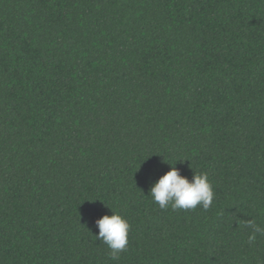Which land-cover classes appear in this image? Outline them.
Wrapping results in <instances>:
<instances>
[{
  "label": "trees",
  "instance_id": "obj_1",
  "mask_svg": "<svg viewBox=\"0 0 264 264\" xmlns=\"http://www.w3.org/2000/svg\"><path fill=\"white\" fill-rule=\"evenodd\" d=\"M204 210H161L170 166ZM119 213L109 259L95 221ZM264 0H0V264H264Z\"/></svg>",
  "mask_w": 264,
  "mask_h": 264
},
{
  "label": "clouds",
  "instance_id": "obj_2",
  "mask_svg": "<svg viewBox=\"0 0 264 264\" xmlns=\"http://www.w3.org/2000/svg\"><path fill=\"white\" fill-rule=\"evenodd\" d=\"M170 166V165H169ZM153 202L161 210H193L198 205L207 210L213 202L214 192L207 173H193L191 180L182 176L175 166L159 177L149 190ZM112 212V211H111ZM98 233L95 240L101 241L109 249V259L116 261L127 251L129 223L119 214L103 215L95 221ZM250 229L249 242H255L257 235H264V227L253 221L245 225Z\"/></svg>",
  "mask_w": 264,
  "mask_h": 264
}]
</instances>
